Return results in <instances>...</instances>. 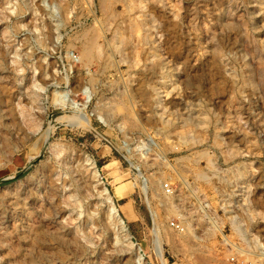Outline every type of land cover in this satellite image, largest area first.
Instances as JSON below:
<instances>
[{
  "label": "rangeland",
  "instance_id": "rangeland-1",
  "mask_svg": "<svg viewBox=\"0 0 264 264\" xmlns=\"http://www.w3.org/2000/svg\"><path fill=\"white\" fill-rule=\"evenodd\" d=\"M0 264H264V0H0Z\"/></svg>",
  "mask_w": 264,
  "mask_h": 264
},
{
  "label": "bare ground",
  "instance_id": "bare-ground-1",
  "mask_svg": "<svg viewBox=\"0 0 264 264\" xmlns=\"http://www.w3.org/2000/svg\"><path fill=\"white\" fill-rule=\"evenodd\" d=\"M117 42H118V41H117ZM114 44H115V43H114ZM117 45H120V42H119V44H117ZM117 45H116L115 47H117ZM113 46H114V45H113ZM257 73H258V72H257ZM258 75H259V74H258ZM256 76H257V75H256ZM257 77H258V76H257ZM258 78H259V77H258ZM258 78H257V79H258ZM258 80H259V79H258ZM256 81H257V80H256ZM261 81H262V80H261ZM260 84H261V83H260ZM261 87H262V86H261ZM261 87H260V88H261ZM102 195H103V194H102ZM105 203H106V202H105ZM108 208H109V207H108ZM111 212H112V211H111ZM112 214H113V213H112ZM111 216H112V215H111ZM113 217L115 218V216H113ZM118 225H119V224H118ZM118 225H117V226H118Z\"/></svg>",
  "mask_w": 264,
  "mask_h": 264
}]
</instances>
